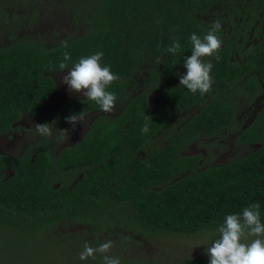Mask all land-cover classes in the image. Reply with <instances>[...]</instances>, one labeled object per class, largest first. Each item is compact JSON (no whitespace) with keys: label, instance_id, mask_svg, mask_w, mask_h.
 I'll use <instances>...</instances> for the list:
<instances>
[{"label":"trees","instance_id":"obj_1","mask_svg":"<svg viewBox=\"0 0 264 264\" xmlns=\"http://www.w3.org/2000/svg\"><path fill=\"white\" fill-rule=\"evenodd\" d=\"M16 1L27 6V0ZM66 1L87 28L48 47L35 38H15L13 29L23 23L14 22L5 10L13 1L0 0V28L12 33L9 42L0 45V134L11 130L23 112L58 124L72 114H99L71 148L57 151L47 144L33 155L0 154V232H13L15 241L28 244L58 222L96 230L124 227L149 236L197 234L217 230L226 215L242 213L250 203L260 204L264 223V130H257L264 125V102L255 122L234 140L235 145L258 144L256 149L223 163L212 162L210 156L204 165L198 164L201 155H181L199 134L213 137L233 128L236 104L227 92L231 85L251 70L257 75L249 76L245 92L256 95V79L264 85V0ZM215 21L222 26L218 35L224 43L218 61L206 59L214 64L210 92L219 90L221 96L171 130L173 112L182 113L207 95L180 85L179 75L187 72L183 62L191 55V34L202 37ZM255 25L260 42L244 50L252 54L243 69L230 58L243 52L240 39ZM172 36L182 46L174 56L164 51ZM64 51L71 55L69 68L82 57L104 53L103 64L121 78L108 89L116 94V104L126 102L119 115H101L99 106L87 98L49 101L55 89L52 76L61 73L58 64ZM143 67L145 88L130 95L138 83L134 76L141 75ZM160 77L178 81L167 85ZM152 90L160 99L146 110ZM146 122L150 130L145 135L141 128ZM159 133L164 135L162 144L152 147ZM141 150L148 151L147 158L137 156ZM80 165L85 169L76 171L74 176H81L71 182L64 170ZM182 264H209V257Z\"/></svg>","mask_w":264,"mask_h":264},{"label":"rangeland","instance_id":"obj_2","mask_svg":"<svg viewBox=\"0 0 264 264\" xmlns=\"http://www.w3.org/2000/svg\"><path fill=\"white\" fill-rule=\"evenodd\" d=\"M12 1L5 10L14 22L23 23L13 29L15 38H35L50 47L81 34L87 28L82 21L76 20L71 11L73 9L66 0H27L25 8L20 5L21 2ZM12 33L0 28V45L9 42V36ZM62 75L64 73L55 74L53 77L57 85L55 100L64 97L65 86L62 83ZM233 89L232 98L237 105L238 114L240 116L242 113L245 116V112H249L250 108L254 109L258 101L255 97L248 96L249 94L243 88L240 89L241 92L247 95ZM79 95L82 94L79 93ZM245 103L247 107H250L249 109L245 108ZM40 124L45 123L40 122ZM54 127L62 130L55 124ZM28 130L31 135L35 131L31 123ZM227 141L230 149L216 153L214 161L217 162L214 163H223L232 158L242 157L256 148L255 146L239 148L235 144L230 146L229 137L221 140V145L225 146L224 142ZM28 142L27 138L24 140L22 138L12 150H7L4 147L6 140H1L0 152L19 156ZM205 145V141H200L196 145L198 148L192 151L198 150L197 152L200 153V148L202 149ZM204 151L213 153L214 150L205 148ZM218 237L217 230H204L197 234L177 236H149L124 227L112 226L96 230L77 223L58 222L41 230L39 237L31 239L30 244L15 241L16 236L13 232H0V264H102L100 255H97L95 259L80 261L79 253L83 250L85 243L98 247L107 240L114 242V248L110 254L119 256L122 264H182L192 258L208 257L206 247H210Z\"/></svg>","mask_w":264,"mask_h":264},{"label":"clouds","instance_id":"obj_3","mask_svg":"<svg viewBox=\"0 0 264 264\" xmlns=\"http://www.w3.org/2000/svg\"><path fill=\"white\" fill-rule=\"evenodd\" d=\"M219 21L212 23L208 31L201 37L196 33L190 36L191 55L184 59L186 74L179 75L180 85L187 88L193 94L205 95L210 93L214 80L212 71L214 64L211 59H220V51L223 39L218 35L221 31ZM171 44L164 49L166 53L176 55L181 51L179 38L172 36ZM63 47L67 49L65 42ZM161 45H157L159 49ZM104 53L98 51L87 57H82L71 68L67 61L71 60L68 51H64L58 68L62 75V83L68 86L70 93H80L87 101L95 102L101 111L110 113L114 110L117 96L108 89L114 82L120 81V76L112 72L111 67L103 64ZM67 69L65 72L64 70ZM148 121H153L146 116ZM72 125V130L78 123L84 120V112L72 114L65 118ZM36 133L45 138H55L62 141L67 130H57L53 123H34L30 121ZM149 123L146 122L141 128L142 134L149 132ZM219 237L210 247H206L209 264H264V223L261 222L259 203H250L239 214L226 215L222 224L217 227ZM114 242L107 240L92 247L85 243L79 253L80 261L95 259L97 255L102 258V264H122L119 256L111 255Z\"/></svg>","mask_w":264,"mask_h":264},{"label":"flooded vegetation","instance_id":"obj_4","mask_svg":"<svg viewBox=\"0 0 264 264\" xmlns=\"http://www.w3.org/2000/svg\"><path fill=\"white\" fill-rule=\"evenodd\" d=\"M257 25L253 26L252 29L248 32V35L242 36L241 37V44L243 45V52L241 53H233L231 58H230V62L232 63H237L240 66H242V68L244 69V66H246L249 62V60L251 59V54L247 51L244 50H251L254 49V47H256L258 45V43L260 42V37H259V31L256 30ZM248 41V42H246ZM249 43V44H246ZM66 72V71H65ZM140 72L142 73L141 75H138L140 73H137L134 78L138 81L137 85L135 86L134 91L130 90V95H134V92L139 90V89H143L145 88V86L143 85L142 77H145V75L147 74V70H145V68L143 67V69H140ZM59 74V73H58ZM66 74V73H64ZM183 74H186V72H184ZM182 74V75H183ZM251 75H257V72L255 70H251L249 71V73L243 77L241 79V81L236 84H233L230 86L229 90H227L228 93L232 94L231 96H233L234 90H232L233 88L236 87H240V88H245V84L247 83V80L249 79V76ZM54 77V75L52 76ZM161 81H166L163 79V77H160ZM176 81L178 80H173L172 82H165L167 85H173ZM55 82V81H54ZM256 83L258 84V87L256 88L255 92L256 95L255 96H251V97H255V99H257V104L254 107V109H251L250 107H247L246 103H245V108L249 109V112H245V116H243V114L241 113V115L239 116V111H237V105L235 106V125L233 126L232 129H222L221 132L213 137H204L202 134L198 135V138L192 142L188 147H186L181 155L183 156H196V155H201L202 159L198 162L199 165H204L206 164L208 161L205 162L206 158H210V156H214V158H212V162H217L214 161L215 157H216V153H218L220 150H225V149H230L228 147L229 142H224V145H221V140L226 139V137L230 138V146H232L234 143V140L236 138V136L238 135L239 131L245 130L246 128H248L252 123L255 122L257 115L259 114V112L262 109V103L264 102V85H262L261 81L259 79H256ZM64 97L55 100V94L57 91V85L55 83V89H54V93L52 94V96L50 97V102H57V101H62V100H69V99H78V100H83L86 99V97H84L83 95H79V93H70L68 91V86L64 84ZM151 86H146V88L151 89ZM232 88V89H231ZM240 94L243 95H247L245 93H241ZM217 96H221V92L219 90L217 91H213L210 92L209 94L205 95L203 100L190 107L188 110L182 112V113H172L171 115V124H170V128L171 130H174L175 126L182 123V122H187L190 118H192L193 116L197 115L203 108H205V106L207 104H209L211 101H213V99ZM250 96V95H248ZM232 98V97H231ZM160 97L159 94L155 91L152 90L149 92L148 96H147V109L151 108L152 106L156 105L159 101ZM232 103H235V101H233L234 99L232 98ZM236 104V103H235ZM126 106V102L122 101L120 103H117L114 110L110 113H106L103 111H100L101 115L104 116H108V117H115L117 115H119L124 107ZM99 115L96 112H91L90 114H87L86 116H84V120L82 123H78L75 126V130H72V125L68 124L66 122V120H63L60 124H58V122H54V120H44V119H37L34 118L32 116H30L28 113L23 112V114L21 115L20 119L16 122H14L11 126V130H9L6 133H2L0 134V141L6 140V143L4 145V147L8 150H12V148L23 138H27L29 140V142L27 143V145L23 148V154H28L31 153V155H33V151L40 147V145H47L49 144L50 146H52L54 149H56L57 151L63 148H71L73 146L76 145V143L78 141H80L85 134L88 132L89 130V126L90 124L94 121L95 117ZM244 121H241V120ZM29 120V121H28ZM30 121L33 122H43V123H53L60 127V129L62 128V130H67V133L64 134L65 138L60 141L57 142L55 140V138H45V137H41L39 136L36 131L32 132V135L30 134V131L28 130L30 128ZM260 121V120H258ZM240 122H245L244 124H241ZM257 130L260 132L261 130H264V125L260 124L257 127ZM170 135V132L168 133ZM164 139V135L159 133L157 134V136L152 138V147H157L160 144H162V140ZM203 142L205 141L206 145L204 147H202V149L200 148V153L197 152L198 150H196L195 152L192 151V149H196L198 148L196 145L199 142ZM208 141V142H207ZM239 148H245V147H258V144H249V145H236ZM201 147V146H200ZM205 148H208L210 150H214L212 151L213 153H207L204 151ZM255 148V149H256ZM148 151L147 150H141L137 153V156L140 159H145L148 156ZM3 155H7L4 153H1ZM216 154V155H215ZM19 155V156H21ZM7 156H12V155H7ZM15 157V156H14ZM219 161V160H218ZM85 167L84 165H80L77 168H66L64 171H66V174L69 175L71 174L72 180L71 182H73L74 180H78L81 176V174H78L76 176L75 173L76 171H82L84 170Z\"/></svg>","mask_w":264,"mask_h":264}]
</instances>
